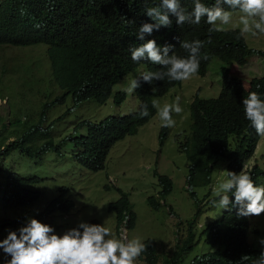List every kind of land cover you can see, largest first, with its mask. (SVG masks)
<instances>
[{"label": "trees", "instance_id": "trees-1", "mask_svg": "<svg viewBox=\"0 0 264 264\" xmlns=\"http://www.w3.org/2000/svg\"><path fill=\"white\" fill-rule=\"evenodd\" d=\"M159 5L160 0H0V45L47 46L45 52L50 59L52 73L63 91L52 103L62 104L71 95L75 102L94 99L104 104L113 94V87L136 69L138 76L135 79L140 81V87L134 91L139 100L136 111L109 115L96 122L82 119L75 129L86 127L85 133L59 140L50 129L43 127L45 120H41L23 139L16 137L9 140V136H2L0 155H7L18 146L29 156H41L50 150L62 153L60 145L71 138L72 156L78 164L92 171L103 169L113 145L128 135L136 134L155 116L157 109L152 107L154 98L164 96L171 88L181 84V81L167 79L152 83L144 81L139 74L164 69L146 59L136 62L131 57L133 49L155 39L161 48L172 46L170 55L174 53L187 58L188 52L173 44L169 38L174 34L167 36L165 26L154 29L150 35L145 34L143 40L138 39L137 34L143 24L155 23L146 14L147 8ZM210 27L206 24L189 28L180 37L202 42L198 75L205 76L216 61L213 58L234 66L222 68L223 83L218 97L205 99L196 95L191 104L190 137L179 145L189 162L187 188L197 201V211L187 221L188 234L175 246L160 252L155 239L143 241L147 250L139 258L146 264H257L264 253V248L249 242V233L259 234L260 230L257 226L253 227L251 217L237 216L239 205L221 209L212 203L218 198L211 192L207 195L208 201L201 205L197 193L192 190L210 186L220 162L224 163L228 177L231 172H244L257 185L264 186V169L259 164L251 170L245 168L264 137L259 136L247 120L243 107L244 98L251 92H257L264 99V75L245 78L235 68L246 65L254 53L264 56V50L256 51L249 47L239 29L210 32ZM233 69L237 73L233 74ZM126 97V91L118 90L114 94L115 104L121 105ZM144 104L149 107V116L141 118L139 112ZM9 125L10 121L5 125L6 129ZM10 132L14 130L10 129ZM164 133L167 134V128ZM164 136L160 135L161 144ZM35 139L36 143H33ZM22 142L32 144L27 146ZM159 179L163 186L160 195L166 197L172 192L173 181L164 175H160ZM40 181L38 177L28 178L16 172L8 174L0 183V204L4 214L37 203L41 192L33 189L32 185ZM61 189V195L52 199L37 219L52 225L45 221L47 216L74 207V202L66 198L67 188ZM149 200L153 208L158 209L154 199ZM230 200L234 201L235 197L230 196ZM203 208L219 209L220 216L215 215L217 218L202 227L195 239L198 219L207 210ZM109 211L116 216L118 233L123 227L131 229L135 226L136 214L128 193L122 191L121 198L110 203ZM20 225L19 217L0 218V236L7 230L19 229ZM204 236L214 249L188 259V254L202 242Z\"/></svg>", "mask_w": 264, "mask_h": 264}, {"label": "rangeland", "instance_id": "rangeland-1", "mask_svg": "<svg viewBox=\"0 0 264 264\" xmlns=\"http://www.w3.org/2000/svg\"><path fill=\"white\" fill-rule=\"evenodd\" d=\"M232 12V23L223 26L222 30L242 27L239 23L241 13ZM244 36L250 47L264 50V34ZM46 48L45 44L0 45V138L7 135L9 140L16 137L23 139L38 121L45 120L43 127L50 129L56 140H59L85 133L86 127L75 129L82 119L96 122L109 115H124L137 110L139 100L134 91H126L131 81L138 76L137 69L113 87V94L104 104L94 99L75 102L71 95L62 104L52 103L63 91L52 73ZM214 60V65L207 70L205 76L195 74L189 80L181 81L180 85L171 88L164 96L154 98L163 107L165 104L175 103L179 97L183 109L180 114L173 113L175 126L166 127L167 134L162 144L159 138L164 127L156 112L136 134L128 135L113 145L105 167L98 171L82 167L75 161L72 156L71 138L60 145L62 153L50 150L41 156H29L18 146L7 155H0V183L12 172L28 178L41 179L32 185L33 189L41 192L37 203L6 214L0 204V218L19 217L22 226L30 217L40 215L52 199L61 195V188L65 187L66 198L74 202V207L66 212L58 210L45 218L46 222H51L58 234L63 235L70 228L78 226L81 221H86L104 223L112 230L114 237L118 238L116 216L109 211V205L119 198L118 189H121L129 194L136 214V223L134 228L128 231V238H140L142 242L153 238L160 252L161 249L175 246L179 239L188 234L187 221L197 211V201L191 197L187 188L188 159L179 148L191 130L190 103L196 93L202 98L218 97L223 83L222 68L234 67L233 64L222 62L218 58ZM235 68L238 74L245 78L261 77L264 75V56L254 54L246 65ZM234 73L237 72L233 69ZM118 90L127 93L126 100L119 106L114 102V94ZM45 109L47 111L44 112ZM9 121L11 125L6 129L5 125L9 124ZM10 129L14 132H10ZM33 143H36V139ZM22 144L28 146L32 143ZM255 164L264 169V138L259 142L255 155L245 168L251 170ZM160 175H166L173 181L172 192L165 200L160 197L163 188ZM227 178L224 163L220 162L214 171L210 186L192 189L197 193L201 205L208 201L209 192L214 195V189ZM149 198L154 199L158 209L153 208ZM218 210L207 209L200 215L195 239L198 238L202 227L220 216ZM251 223L253 227H258L260 233L250 232L249 242L258 248H264L259 243L260 239L264 238V214L251 217ZM9 231L16 230H7L0 236V240L6 238ZM206 238L204 236L202 242L188 254V259L214 249ZM10 258L0 249V264H5ZM136 263L146 264L139 259Z\"/></svg>", "mask_w": 264, "mask_h": 264}, {"label": "clouds", "instance_id": "clouds-1", "mask_svg": "<svg viewBox=\"0 0 264 264\" xmlns=\"http://www.w3.org/2000/svg\"><path fill=\"white\" fill-rule=\"evenodd\" d=\"M232 11L241 13L239 23L242 27L231 29H239L241 36L264 34V0H160L159 6L147 8L146 14L155 23L143 24L137 34L138 39L143 40L145 34L150 35L154 29L159 30L161 26H165L167 36L174 34L169 39L174 45L187 51L188 56L181 58L173 52L170 55L171 45L161 48L155 39L148 40L133 49L132 60L139 62L146 59L162 66L164 70L143 72L139 77L148 83L165 79L186 81L192 78L200 68L202 42L191 41L184 37L180 39V37L185 35L183 32L186 29L206 24L211 26L210 32H226L230 29H222L223 26L232 23ZM175 27L179 29L171 30ZM203 59H207V56H203ZM138 87H140L139 79H133L126 91L131 93ZM196 95L190 103V116L191 104ZM152 107L157 109L164 127L160 135H166L164 133L166 127H174L176 123L173 113L180 114L183 111L180 98L177 97L175 103L165 104L163 107L153 100ZM243 107L247 120L256 129L257 134L264 137V99L257 92H251L244 98ZM139 115L141 118L149 116L147 104L142 106ZM189 137L190 135L183 142ZM188 177L187 175V179ZM118 191L120 196L116 201L121 198L123 190L118 189ZM214 192L218 201L214 199L212 203L221 209L239 205L237 212L239 218L264 214V186L257 185L250 175L244 172L239 174L231 172L227 179L219 183ZM230 196H234L235 200H230ZM160 197L165 200L162 195ZM129 230V227L121 228L119 237L116 238L104 223L81 221L78 226L60 235L55 231L54 226L36 217H30L26 224L16 231H9L7 237L0 240V249L6 256L11 257L5 261V264H140L136 261L137 259L143 261L139 257L147 250V245L140 238L129 239L127 236ZM259 243L264 246V238H261ZM257 264H264V253L261 254Z\"/></svg>", "mask_w": 264, "mask_h": 264}]
</instances>
